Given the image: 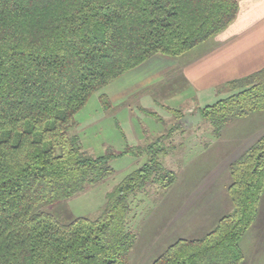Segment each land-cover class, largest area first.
<instances>
[{"label": "trees", "instance_id": "trees-1", "mask_svg": "<svg viewBox=\"0 0 264 264\" xmlns=\"http://www.w3.org/2000/svg\"><path fill=\"white\" fill-rule=\"evenodd\" d=\"M237 11V0H0V264H129L131 199L148 184L171 186L176 174L152 142L146 162L106 194L96 218L60 223L50 205L113 173L111 154L83 150L74 115L150 57L176 58L213 38ZM222 86L231 93L200 109L214 136L264 110V67ZM228 171L232 209L151 264L240 263V240L264 189V132Z\"/></svg>", "mask_w": 264, "mask_h": 264}, {"label": "rangeland", "instance_id": "rangeland-1", "mask_svg": "<svg viewBox=\"0 0 264 264\" xmlns=\"http://www.w3.org/2000/svg\"><path fill=\"white\" fill-rule=\"evenodd\" d=\"M195 55L196 47L187 53V57ZM122 78L93 92L74 115L73 131L83 150L92 156L111 154L109 165L113 173L47 210L60 223L76 217L96 218L105 205L106 194L146 162L147 145L158 141V147L165 150L160 156L162 165L175 172L176 180L167 188L148 184L131 199L129 216V227L136 234L129 264H151L176 239L205 235L232 209L227 191L231 181L228 165L264 132V110L238 117L214 136L207 120L191 125L181 121L189 115L185 113L193 96L186 86L176 81L162 86L167 83L165 76L162 82L152 85H124V97L108 98V90L123 85ZM161 87L166 96L162 91L156 94ZM230 93L219 86L214 94L196 95V104L199 101L204 107ZM148 94L155 95L159 102L164 96L161 103L178 111L166 113L150 103ZM140 99V105L152 107L159 115L142 110ZM240 247L243 259L239 264H264V189L255 219L242 236Z\"/></svg>", "mask_w": 264, "mask_h": 264}, {"label": "crops", "instance_id": "crops-1", "mask_svg": "<svg viewBox=\"0 0 264 264\" xmlns=\"http://www.w3.org/2000/svg\"><path fill=\"white\" fill-rule=\"evenodd\" d=\"M237 1L238 11L234 20L213 38L196 46L195 56L187 57L189 51L176 58L154 55L124 73L125 76H121L124 77L123 85H115L108 90L107 97L122 98L125 96L124 85L133 82H137V86L152 85L162 82L166 76L167 83L162 86L176 81L182 87L186 86L184 88L192 90L193 96L185 113L192 115L202 108L199 101L196 104V95L202 92L214 94V91L227 81L264 67V0ZM161 91L162 87L156 94H161ZM162 93L166 96L165 90ZM164 96H158L162 97L159 102L155 95H147L152 105L161 107L166 113L178 110L163 105L161 102ZM138 104H141V99ZM147 105L149 106V101ZM140 106L142 110L159 115L152 107Z\"/></svg>", "mask_w": 264, "mask_h": 264}, {"label": "water", "instance_id": "water-1", "mask_svg": "<svg viewBox=\"0 0 264 264\" xmlns=\"http://www.w3.org/2000/svg\"><path fill=\"white\" fill-rule=\"evenodd\" d=\"M182 122H187L189 125L198 124L201 121L200 110L197 109L194 114L188 115L181 119Z\"/></svg>", "mask_w": 264, "mask_h": 264}]
</instances>
